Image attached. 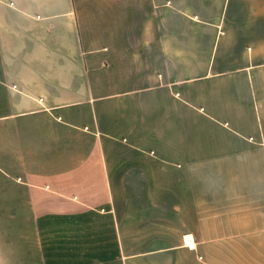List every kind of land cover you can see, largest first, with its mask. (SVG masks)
Segmentation results:
<instances>
[{
  "label": "crops",
  "instance_id": "1",
  "mask_svg": "<svg viewBox=\"0 0 264 264\" xmlns=\"http://www.w3.org/2000/svg\"><path fill=\"white\" fill-rule=\"evenodd\" d=\"M0 264H264V0H0Z\"/></svg>",
  "mask_w": 264,
  "mask_h": 264
},
{
  "label": "built area",
  "instance_id": "2",
  "mask_svg": "<svg viewBox=\"0 0 264 264\" xmlns=\"http://www.w3.org/2000/svg\"><path fill=\"white\" fill-rule=\"evenodd\" d=\"M185 243H187L189 245L190 248H194L195 246L191 243V238L190 236H186L185 237Z\"/></svg>",
  "mask_w": 264,
  "mask_h": 264
}]
</instances>
